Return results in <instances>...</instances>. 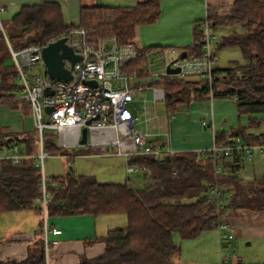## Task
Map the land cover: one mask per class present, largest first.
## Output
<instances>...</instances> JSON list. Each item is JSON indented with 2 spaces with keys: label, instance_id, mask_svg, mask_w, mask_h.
Segmentation results:
<instances>
[{
  "label": "trees",
  "instance_id": "obj_1",
  "mask_svg": "<svg viewBox=\"0 0 264 264\" xmlns=\"http://www.w3.org/2000/svg\"><path fill=\"white\" fill-rule=\"evenodd\" d=\"M160 13L157 0H138L129 7H81L76 26L85 28L94 37H115L121 44L134 43L138 27L154 24ZM207 13L214 29L217 24L240 26L241 32L222 37L216 50L235 46L245 61L243 66L216 68L220 77L212 97L233 98L238 114H264V0H235L230 13L223 17L212 15L209 10ZM10 24V32L4 27L3 31L0 29V104L28 115L29 104L14 97L19 85L15 66L7 63L10 59L8 43L14 50L44 44L74 26L65 22L61 6L50 1L21 6ZM151 49L154 48H140V52ZM186 53L199 55L200 50L196 47ZM155 84L164 89L163 104L167 114L175 113L180 105L208 98L200 79L164 76ZM249 121L250 125L256 122L252 118ZM8 138H12V142L22 141L24 146L19 148L20 153L36 154L35 129L21 139L14 134H1L0 150L11 148L6 142ZM236 138L245 144L264 142V133L253 140L245 135V126L231 128L229 133H214L216 143L230 144ZM43 148L49 154L75 155L72 149L59 147L52 134L44 135ZM229 159V163L222 160L224 172L217 181L223 189L221 194L229 195L228 206L263 211L264 176L244 182L237 175L240 159L236 154ZM127 163L148 171H140L147 178L142 188L134 189L127 183H99L93 176L77 174L71 168L63 176L45 177L49 193L48 217L115 214L126 217L125 227L111 229L100 238L105 246L102 254L82 257L78 264H169L180 251V245L173 239L174 233L180 240H191L213 228L216 207L205 198L214 181L209 154L174 153L160 164L154 163L151 157L138 155L130 156ZM40 183L41 173L35 158L22 159L18 164L0 159V213L32 210L42 215L36 202ZM223 207L220 206V213ZM42 223L41 218L35 247L23 260H0V264H46Z\"/></svg>",
  "mask_w": 264,
  "mask_h": 264
},
{
  "label": "built area",
  "instance_id": "obj_2",
  "mask_svg": "<svg viewBox=\"0 0 264 264\" xmlns=\"http://www.w3.org/2000/svg\"><path fill=\"white\" fill-rule=\"evenodd\" d=\"M2 10L3 8H0V11ZM0 29L3 31L1 25ZM198 29L195 45L199 48L200 54L186 55L185 58H180V54L185 51L183 49L160 47L140 52L135 43L121 44L115 37H94L79 26L69 28L44 44L20 50H14L7 41L19 85L14 97L17 101L29 104L30 116L36 130L37 152L35 155L22 154L18 146L12 145L10 154L0 156V159H9L13 164H18L22 159L35 158V164L40 169V195L36 202L42 212L41 230L45 263L48 251L58 242L57 237L61 230L50 225L46 211L49 193L46 190L43 163L49 157V153L43 148L44 135H54L61 148L89 146L93 152L101 155L116 154L126 160L130 156L141 155L151 157L156 164L162 163L164 158L173 155L174 152L166 142L162 144L146 140L147 134L140 133L136 128L140 120L139 114L145 116V124L156 119L155 111L148 112V106H153L152 103H164V89L155 84L158 78L164 76L198 78L203 81L208 98H212L220 75L215 67L217 38L207 10L205 18L199 22ZM59 38H66V44L80 57L72 67L67 60H63L64 66L70 69L72 74L69 81L50 79L45 74L42 63V48ZM159 60H163L161 70L150 73L149 69ZM41 66L42 73L38 72ZM167 67L178 68L179 73L168 75ZM33 69L37 71L33 72ZM151 79L153 81L148 82ZM88 80L94 81L95 85L83 83ZM45 90L51 93L45 94ZM148 92H151L150 103L147 99ZM46 108H50V111L47 112ZM202 127L211 130L212 123L202 122ZM84 128L87 132L86 143L81 145L80 139ZM198 152L203 156L209 154L212 159L214 181L209 186L205 198L216 207L213 228L220 234L221 241H228L232 234L228 224L221 218V193L217 182L219 175L224 172L222 160L234 154L246 159H252L254 153L264 155V142L245 144L239 138L230 144L214 141L210 148ZM64 157L71 160L74 154ZM145 170L138 166L127 167L129 173ZM220 264L229 263L222 259Z\"/></svg>",
  "mask_w": 264,
  "mask_h": 264
},
{
  "label": "crops",
  "instance_id": "obj_3",
  "mask_svg": "<svg viewBox=\"0 0 264 264\" xmlns=\"http://www.w3.org/2000/svg\"><path fill=\"white\" fill-rule=\"evenodd\" d=\"M44 1L57 2L60 6L62 2H68V0H0V8H3L0 11V25L2 26L1 15L6 13L9 8L12 11L10 13L13 14L12 16L10 15L12 18L21 6L34 5ZM72 1H70L72 11L74 14L77 13V19L69 24L76 26L79 22L81 7H129L134 6L138 0ZM157 1L161 7V14L154 24L147 26L150 29L143 33L148 40H142L141 32L139 35V30L143 26L138 27L135 39L138 34L139 38H142L140 40L141 43L146 42L148 45L146 48L177 46L185 48L183 49L185 51H192L193 48L197 47L195 43L199 32L198 25L205 11L209 10L210 14L218 17L227 16L235 0ZM166 23L169 32L156 33L154 29L163 28ZM229 30L226 35L241 32L239 25L230 26ZM217 39L216 46L219 42ZM138 42L137 40L136 45L141 48ZM223 49L225 48L220 51ZM239 62H234V64L238 66L245 64L244 60H241V63ZM224 104L225 102H217L213 110ZM187 105L178 106L175 113H166L164 117L157 116L156 119L151 120L148 124L144 123L145 116L140 113V120L136 128L140 133L147 134V141L162 144L166 142L174 153L200 151L210 148L214 142V133H218L219 128H221L217 127V122L214 121V113H212L211 109L209 111L203 106L190 108ZM148 110V112H154V106H148ZM0 111H5L3 117L7 115L6 111L13 114L7 118H0V134H14L21 139L34 130L30 114L24 115L20 110L9 109L5 104H0ZM197 117L200 121H197ZM206 120L212 123L211 130L213 132L202 127V122H206ZM262 120L264 118L256 121L253 125L248 124L245 126V135L251 140L264 133V129L260 130ZM251 142L260 143L258 141ZM12 145H16L18 148L24 146L22 141L19 140H15ZM84 148L92 150L89 146L77 147L80 150ZM8 150L10 151V149ZM237 156L240 159V168L237 175L244 182L258 180L264 176V155L254 153L252 159L240 158L239 154ZM230 160L227 158L225 161L229 163ZM127 167H125V178H127L123 183H127L131 187L129 180L135 172H127ZM144 172L148 173L146 170ZM132 181L137 186L132 188H142L147 183V178L142 174V179L139 178L138 181L134 178ZM222 190L220 189V193H222ZM223 196L221 194V206H224L221 209V218L228 224L232 238L228 241H221L218 231L215 228H211L194 239H179L176 243L180 245V251L172 258L169 264H220L222 259L227 260L229 264H264V210L232 208V206H228L229 198L223 201ZM49 222L53 228L61 230V234L57 237V244L48 251L46 264H78L82 257L92 258L102 254L105 246L100 238L104 237L107 231L121 228L120 226L125 225L126 217L123 214L96 217L74 215L49 217ZM38 228L39 217L32 210L1 212L0 260H23L35 247ZM232 255H235V257H232Z\"/></svg>",
  "mask_w": 264,
  "mask_h": 264
},
{
  "label": "rangeland",
  "instance_id": "obj_4",
  "mask_svg": "<svg viewBox=\"0 0 264 264\" xmlns=\"http://www.w3.org/2000/svg\"><path fill=\"white\" fill-rule=\"evenodd\" d=\"M70 1L72 0H68V2L64 1L62 2V5H61L63 18L67 24L74 22L77 19V13L76 14L73 13L72 4ZM113 3H117V2H113ZM160 10H161V7H160ZM10 12L12 11L9 8L6 13L1 15L2 27H4V29L7 32H10L11 30L10 19L13 14H11ZM204 18H205V14L203 15L202 19ZM147 26H151V25H145L141 27L139 30V35L141 32V37H143V39L139 38L140 36H138L137 34V38L136 39L134 38L133 40L135 44L137 43V40H138L139 46L141 45V48H146L148 46L146 42L141 43L140 41L141 39L148 40L146 39L147 37L143 34L144 32H147V30L150 29V27H147ZM219 26H222V27H219ZM165 27L163 28L159 27L157 29L155 28L154 30L156 31V33L163 34L165 33V31H167L168 33L169 28L167 27V23ZM229 27L230 26L217 24L216 30L214 29V34L218 38L217 39L218 41H220L222 37H224L230 31ZM164 47L174 48L176 50L185 49V48L177 47V46H172V47L164 46ZM221 49H217L216 51V62H215L216 68L218 67H220L221 69L228 68L232 66L234 62L237 63L240 61L239 63H241V60H243L241 57L242 55L237 47L235 46L225 47V49L220 51ZM7 63L9 65H13V61L11 59H8ZM162 65H163V60L156 61V63L149 69V72L150 73L159 72L162 68ZM67 66H69V63L67 64ZM32 71L35 72L37 70L33 69ZM38 72L40 73L43 72V66L38 68ZM193 79H198V78H193ZM152 81L153 79L149 80L148 82H152ZM147 99L149 100V103H150L151 92L147 93ZM217 102H225V104L219 106V108H217L216 110H213L216 107ZM152 105L154 106L156 116L158 117L165 116L166 112H165L163 103H158V104L152 103ZM188 105L190 106V108L193 106L195 107L203 106L209 111L211 109L212 113H214V116H215L214 121L217 122L216 124L217 127H221L219 128V133L221 132L229 133L231 128L237 129L238 126H246L249 124L250 118L254 120L256 119L255 121H260L261 118L262 119L264 118L263 113H257L251 116L247 114L236 113L235 100L233 98H228V97L227 98L226 97L225 98L212 97L211 99L207 98L204 100L192 101ZM4 112L5 111H0V118L3 117ZM6 112H7V115H4L5 118H7L9 115L12 114L9 111H6ZM197 121H200L198 120V117H197ZM209 122L210 121L206 120L207 124H209ZM263 129H264V120H262L261 125H260V130L262 131ZM14 142L10 144L12 145L14 144ZM64 149H67V148H64ZM72 150L75 152V155L71 160L67 159L64 156H60L57 154H49V157L43 163V173L47 179L50 178L51 176H63L67 171L69 172L71 168V170L77 174L92 175L99 183H123L126 180L127 177L125 178L126 176L125 167L128 166L129 164L127 163V160L124 159L122 156H119L116 154L101 155L97 152H93L92 150H89L88 148L87 149L84 148L83 150H80V149H72ZM9 154H10V151L7 150L6 148H3L0 150V156H8ZM68 155L72 156V154L70 153H68ZM134 178L139 181V178L142 179V174L139 171L132 174V178H130L129 180V184L131 185V187H137L133 184L132 179ZM228 198H229L228 195L224 194L223 201ZM37 216L39 217V221H40L42 218V215L40 216L37 215ZM125 225L123 224L120 227L123 228L125 227ZM173 239L175 242L179 241V237L176 233H174Z\"/></svg>",
  "mask_w": 264,
  "mask_h": 264
},
{
  "label": "water",
  "instance_id": "obj_5",
  "mask_svg": "<svg viewBox=\"0 0 264 264\" xmlns=\"http://www.w3.org/2000/svg\"><path fill=\"white\" fill-rule=\"evenodd\" d=\"M186 51H183L180 54V58L186 57ZM41 58L44 66L45 74L50 79L61 80V81H69L72 77L70 69H67L64 66L63 60H67L70 63V67L80 60V57L73 53L72 49L66 44V38H59L55 41L49 42L46 46H44L41 50ZM168 75H176L179 73L178 68H170L167 67ZM86 85L94 86L95 82L88 80L83 81ZM45 94L51 93L49 90L44 91ZM46 111L49 112L50 108H46ZM90 121L87 122L89 124ZM86 129L82 130L80 144L84 145L86 143ZM13 141L12 138H8L6 140L7 143H11Z\"/></svg>",
  "mask_w": 264,
  "mask_h": 264
}]
</instances>
